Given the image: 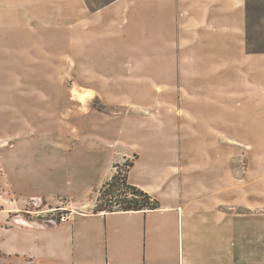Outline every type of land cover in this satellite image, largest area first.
Here are the masks:
<instances>
[{
    "label": "rangeland",
    "instance_id": "1",
    "mask_svg": "<svg viewBox=\"0 0 264 264\" xmlns=\"http://www.w3.org/2000/svg\"><path fill=\"white\" fill-rule=\"evenodd\" d=\"M106 1L0 0V221L94 209L116 164L140 156L130 180L160 196L217 189L264 264L260 73L246 92L249 62L264 71V0H247L245 42L208 51L172 41V0Z\"/></svg>",
    "mask_w": 264,
    "mask_h": 264
},
{
    "label": "crops",
    "instance_id": "2",
    "mask_svg": "<svg viewBox=\"0 0 264 264\" xmlns=\"http://www.w3.org/2000/svg\"><path fill=\"white\" fill-rule=\"evenodd\" d=\"M172 2L176 13L175 23L168 27L172 41L208 44L209 47H201L207 51L221 42L232 45L245 42L247 0ZM204 53L205 50L197 54L200 59H209ZM249 63L252 66L247 69L246 92L252 100L256 83L250 77L260 73L264 79V71L254 67L255 61ZM139 161L140 156L129 171V181L158 198L159 208L74 210L69 212L67 220L54 225L14 222L9 211L0 221V264H250L249 240L241 238L247 236L246 229L240 232V223L235 219L239 217H233L235 213L233 216L225 213L217 189L210 193L197 183L188 195L182 196L171 187L167 196H160L157 185L130 180ZM112 174L114 171L106 174L105 179ZM105 179L102 177L98 186L85 188L83 201L92 199L93 190ZM32 195L52 198L49 191ZM93 201L86 205L91 206Z\"/></svg>",
    "mask_w": 264,
    "mask_h": 264
},
{
    "label": "trees",
    "instance_id": "3",
    "mask_svg": "<svg viewBox=\"0 0 264 264\" xmlns=\"http://www.w3.org/2000/svg\"><path fill=\"white\" fill-rule=\"evenodd\" d=\"M112 1L107 0L104 5ZM88 3L91 5V2ZM97 4L100 6V3ZM247 9H250L248 1ZM125 165L127 172H123L120 165L116 164L118 170L103 183L97 195L95 212L153 210L160 207L158 198L129 181V171L134 166V160H127Z\"/></svg>",
    "mask_w": 264,
    "mask_h": 264
},
{
    "label": "built area",
    "instance_id": "4",
    "mask_svg": "<svg viewBox=\"0 0 264 264\" xmlns=\"http://www.w3.org/2000/svg\"><path fill=\"white\" fill-rule=\"evenodd\" d=\"M68 217H69V213H68V214H61V215L59 216V218L57 219L58 221H56V222H57V223H61V222L65 221V220H67ZM57 223H56V224H57Z\"/></svg>",
    "mask_w": 264,
    "mask_h": 264
}]
</instances>
